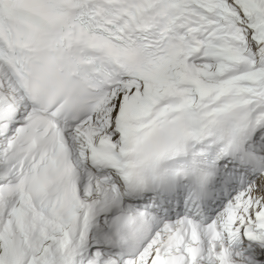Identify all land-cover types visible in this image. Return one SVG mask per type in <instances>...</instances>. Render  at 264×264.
<instances>
[{
  "label": "snow or ice",
  "instance_id": "6c2138e0",
  "mask_svg": "<svg viewBox=\"0 0 264 264\" xmlns=\"http://www.w3.org/2000/svg\"><path fill=\"white\" fill-rule=\"evenodd\" d=\"M0 264H264V0H0Z\"/></svg>",
  "mask_w": 264,
  "mask_h": 264
}]
</instances>
